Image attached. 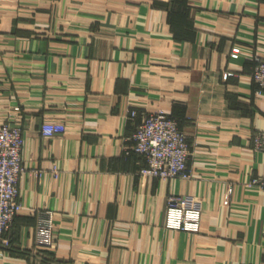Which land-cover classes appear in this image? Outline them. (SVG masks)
<instances>
[{
	"label": "crops",
	"instance_id": "1",
	"mask_svg": "<svg viewBox=\"0 0 264 264\" xmlns=\"http://www.w3.org/2000/svg\"><path fill=\"white\" fill-rule=\"evenodd\" d=\"M262 57L264 0H0V122L22 127L25 167L0 264H264ZM158 110L187 133L189 177L139 173L133 134ZM188 193L199 230L168 227V195Z\"/></svg>",
	"mask_w": 264,
	"mask_h": 264
},
{
	"label": "built area",
	"instance_id": "2",
	"mask_svg": "<svg viewBox=\"0 0 264 264\" xmlns=\"http://www.w3.org/2000/svg\"><path fill=\"white\" fill-rule=\"evenodd\" d=\"M258 92H264V57L260 58L252 72ZM20 110V106L15 107ZM133 109L131 115H137ZM66 124L61 121L45 120L41 132L46 137L65 132ZM255 150L264 158V130L255 134ZM24 136L22 127L5 120L0 122V241L9 245L5 233L11 227L15 216L24 209L20 199L19 177L24 170ZM132 149L142 154L146 164L139 173L144 176L169 179L189 177L191 145L187 133L181 128L178 119L166 110L144 114L142 122L133 134ZM57 172V165H53ZM251 184L264 190V175L256 176ZM231 190V188H230ZM225 203L230 202L229 194ZM202 199L194 194H169L167 197V226L176 229L199 230L202 218ZM56 212L52 208L37 211L36 243L40 250H47L56 243Z\"/></svg>",
	"mask_w": 264,
	"mask_h": 264
}]
</instances>
